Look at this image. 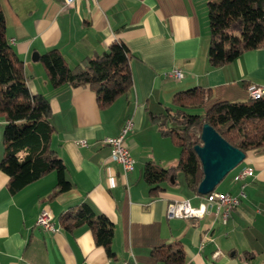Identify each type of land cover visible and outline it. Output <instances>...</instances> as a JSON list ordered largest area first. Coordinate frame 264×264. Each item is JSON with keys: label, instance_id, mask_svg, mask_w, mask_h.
Instances as JSON below:
<instances>
[{"label": "crops", "instance_id": "0c3cea01", "mask_svg": "<svg viewBox=\"0 0 264 264\" xmlns=\"http://www.w3.org/2000/svg\"><path fill=\"white\" fill-rule=\"evenodd\" d=\"M207 1L1 0L6 35L23 60L28 88L50 102L52 147L71 186L50 198L57 177L51 171L10 193L7 175L0 170V264H162L149 250L173 240L183 245L184 264H264V151H247L241 164L223 178L226 188H215L245 194L224 224L212 215L166 216L173 200L199 201L198 194L185 188L178 170L174 179L160 183L164 189L154 197L143 179L146 162L175 169L178 160L177 148L151 123L149 111H163L176 91L194 86L210 89L206 109L218 100L247 99L250 83L264 85V45L222 66L209 65ZM113 40L124 42L132 53V91L127 97L99 108L87 86L50 85L39 60L48 48H59L74 65ZM173 69L181 76L171 75ZM127 119L132 126L124 144L135 163L132 171L123 173L102 140L118 135ZM2 129L0 116V158ZM242 166L252 167L253 175L240 183L233 175ZM82 201L113 223L115 257L94 244L86 226L73 231L60 226L61 214ZM43 208L50 211L57 230L36 223ZM244 250L253 257L246 259Z\"/></svg>", "mask_w": 264, "mask_h": 264}, {"label": "trees", "instance_id": "16d2710c", "mask_svg": "<svg viewBox=\"0 0 264 264\" xmlns=\"http://www.w3.org/2000/svg\"><path fill=\"white\" fill-rule=\"evenodd\" d=\"M206 7L211 67L222 66L244 51L264 45V0H208ZM131 56L124 42L113 40L103 51L84 56L74 65L67 63L57 47L48 48L39 55V60L53 88L87 86L95 93L98 107L105 108L117 97L131 93ZM210 97L209 88L194 86L176 91L170 106H165L163 111H149L151 123L178 151L175 169L145 163L143 179L149 185L150 197L164 189L160 183L175 178L176 170L182 174L185 188L199 194L197 186L203 171L194 145L201 143L199 134L203 123L212 126L229 144L245 153L264 151V93L245 100H218L204 109ZM51 114L49 100L28 88L23 60L6 35L0 0V116L3 118L0 170L7 175L6 187L10 193L51 171H55L57 177L50 198L71 186L64 174L65 165L52 147ZM195 128L199 130L197 135L193 133ZM59 223L66 231L86 226L94 244L102 246L108 257H115L111 246L113 223L89 203L82 201L69 206L61 214ZM243 253L246 259L253 257L252 252L244 250ZM149 254L162 264H184L185 252L178 240L154 246Z\"/></svg>", "mask_w": 264, "mask_h": 264}, {"label": "built area", "instance_id": "2783aa9c", "mask_svg": "<svg viewBox=\"0 0 264 264\" xmlns=\"http://www.w3.org/2000/svg\"><path fill=\"white\" fill-rule=\"evenodd\" d=\"M64 3L69 4L75 0H63ZM171 75L179 77L181 72L179 69H173L169 72ZM248 97L257 98L263 95L264 85L250 83L247 86ZM132 126L131 119H127L121 128V131L116 136H109L103 138V142L110 148V156L113 161L120 164L123 173L130 172L134 169L135 160L132 157L128 147L124 144V136ZM82 145H85L84 140H80ZM253 175V169L250 166H242L238 168L233 175L234 180H241L247 176ZM243 185L241 186V188ZM244 192L240 190L239 193H231L229 191L212 190L207 194H198L199 201L193 204L187 198L176 199L167 204L166 216L169 218L180 217L189 219H200L205 215H212L218 218L221 223H226L230 212L244 197ZM36 223L43 229L55 231L58 229L52 221V216L49 210L43 208L37 215ZM218 252H214L213 256H217ZM124 264H129L127 261Z\"/></svg>", "mask_w": 264, "mask_h": 264}, {"label": "water", "instance_id": "95a60500", "mask_svg": "<svg viewBox=\"0 0 264 264\" xmlns=\"http://www.w3.org/2000/svg\"><path fill=\"white\" fill-rule=\"evenodd\" d=\"M201 143L194 145L200 160L203 177L197 186L199 194L214 190L225 175L245 158V152L229 144L212 126L203 123Z\"/></svg>", "mask_w": 264, "mask_h": 264}, {"label": "rangeland", "instance_id": "374dc122", "mask_svg": "<svg viewBox=\"0 0 264 264\" xmlns=\"http://www.w3.org/2000/svg\"><path fill=\"white\" fill-rule=\"evenodd\" d=\"M193 133L194 134H198L199 133V130H198V128H195L194 130H193ZM241 164V163H240ZM236 168H234L233 170H231L230 172H228V174L230 173H232L234 170H235ZM180 176H181V178H182V174L180 173ZM242 182H244V180H241L240 181V183H242ZM239 183V184H240ZM226 188V180H222V181H220L219 182V184L216 186V189H219V190H224Z\"/></svg>", "mask_w": 264, "mask_h": 264}]
</instances>
